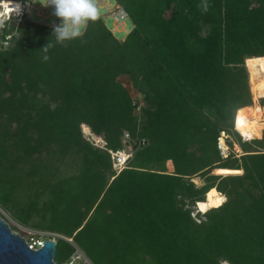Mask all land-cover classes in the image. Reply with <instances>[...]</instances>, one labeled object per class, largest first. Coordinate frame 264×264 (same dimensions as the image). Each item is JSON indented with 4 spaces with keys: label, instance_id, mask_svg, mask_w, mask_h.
<instances>
[{
    "label": "trees",
    "instance_id": "16d2710c",
    "mask_svg": "<svg viewBox=\"0 0 264 264\" xmlns=\"http://www.w3.org/2000/svg\"><path fill=\"white\" fill-rule=\"evenodd\" d=\"M21 1L0 22V205L62 236L58 264L77 247L93 264H264V131L235 128L264 68V0H116L123 40L99 13L67 47ZM213 192L226 201L207 210Z\"/></svg>",
    "mask_w": 264,
    "mask_h": 264
},
{
    "label": "rangeland",
    "instance_id": "374dc122",
    "mask_svg": "<svg viewBox=\"0 0 264 264\" xmlns=\"http://www.w3.org/2000/svg\"><path fill=\"white\" fill-rule=\"evenodd\" d=\"M98 1L97 0V8L99 10V13L102 17H104L105 21H106V24L108 25V27L110 29H112V31L115 33V36L118 38V39H124L126 36H127V33L133 28V22L132 20L130 19V17H128L127 19H125L122 23H118L115 21V19L111 18L110 17V11L112 10L113 7H115L118 3L116 0H102L103 4H101V6H98ZM27 8L29 10V18L31 19H34V20H37L39 22H42V23H47L51 26H54V24H59L60 21L57 17H55L53 15V11L50 7H44L42 6L40 3L38 2H33V0H31L28 4H27ZM13 20H16L19 22V19H15V17H13ZM4 21V18L3 20L0 19V22H3ZM249 71V70H248ZM251 73V72H250ZM250 73H249V82H250ZM120 80L125 84V86L127 88L130 89V93H131V96L134 98V99H139L142 103H143V96L138 93L134 88H133V85L132 83L129 81V79L126 77V76H121L120 77ZM252 91V89H251ZM253 94V92H252ZM263 94V93H262ZM262 97V95L260 96ZM259 97V98H260ZM259 98L257 99V102H258V111L256 112L260 118L259 120L261 122H263V118H264V110L263 108L259 105ZM255 98H254V94H253V104L250 105L252 106L251 108H253V105L255 104ZM249 106V107H250ZM262 123H260V125L258 126V128L260 127V130L261 131V135L263 134V131H264V125H262ZM258 128H257V131H258ZM236 129H237V126H236ZM239 130V129H238ZM83 131L84 133L87 135V137H89L92 141H94L96 144L98 145H103L105 143V141L103 139H98L96 138V136L94 134H90V133H87L85 131V129L83 128ZM241 132V131H240ZM242 133V132H241ZM242 135H244L246 138L250 139V138H253L252 136L251 137H248L246 136L245 134L242 133ZM257 135V134H256ZM130 137L129 136H126L125 135V139H129ZM234 138V136H233ZM239 147V144L236 143L234 149L236 150V152H239L237 150V148ZM126 150H123V152H125L126 155L130 154L132 155L133 153V150H132V146L131 145H128L126 148ZM114 159V157H113ZM116 161V159H114V162ZM117 164V165H116ZM119 167H122L120 165H118L117 161L114 163V168L117 169V171L119 170ZM233 173L232 174H239L241 173L240 170H232ZM214 173H216L214 171ZM222 174L226 175V174H231V173H224V171L221 172ZM194 180L201 184L203 183L202 179H200V177H195ZM216 198V193L213 192L212 194L209 195V197L207 196L206 198V202H204L205 204L208 205L207 207V210L211 207V205H214V206H219L221 205L223 202L226 201V196H223V198L221 199H216L215 201H213L212 203H209V201H212ZM224 200V201H223ZM221 201H223L222 203H220ZM220 203V204H216V203ZM199 204H203V202H197V206L196 209H195V212H194V215L197 213L198 209H200L198 206ZM202 209H200V212H201ZM202 213V212H201ZM0 216L10 224L11 228L20 234L19 232V228L20 226H23L21 225V223L19 221H17L10 213H8L1 205H0ZM38 230V229H37ZM42 231V233H46V232H49V231H45V230H40ZM50 233H55V232H50ZM227 264V263H226Z\"/></svg>",
    "mask_w": 264,
    "mask_h": 264
},
{
    "label": "clouds",
    "instance_id": "9594fccd",
    "mask_svg": "<svg viewBox=\"0 0 264 264\" xmlns=\"http://www.w3.org/2000/svg\"><path fill=\"white\" fill-rule=\"evenodd\" d=\"M33 2H38L44 7H50L53 11V15L59 19L60 23L54 24L53 26L52 36L55 37V42L57 44L64 47H67L66 42L83 36L88 23L90 21H96L99 16L97 0H33ZM17 7L20 9V5ZM1 8L2 5H0V9ZM4 9L5 12H10L9 14L5 13V15L4 12H0V19L3 20L4 18V20H8L16 17V12L11 11L7 4L4 5ZM205 10H207L206 6ZM50 47H53V45L48 42L41 49L46 53ZM44 59L47 60L48 57L44 56ZM238 132L242 138V133L239 130ZM249 140L251 139H247L246 141ZM235 145L236 143L234 147ZM46 239H48V237Z\"/></svg>",
    "mask_w": 264,
    "mask_h": 264
},
{
    "label": "built area",
    "instance_id": "2783aa9c",
    "mask_svg": "<svg viewBox=\"0 0 264 264\" xmlns=\"http://www.w3.org/2000/svg\"><path fill=\"white\" fill-rule=\"evenodd\" d=\"M8 1L13 2V6H11L9 8L11 9V11L16 12L15 19H19V21H20L22 15H23V3H22V1L21 0H19V1L18 0H8ZM102 2H103L102 0H99L98 6H101V4H103ZM14 4H15V6H14ZM0 5H2L0 12H4V15H5V13L9 14L10 11L5 12L4 0L0 1ZM18 5H20V9L17 7ZM110 17L115 19L116 22L122 23L125 19L128 18V12L118 3L110 11ZM125 135L129 136L128 133H125ZM228 137H230V135L224 130H222L218 136L217 146H218L220 153L223 157H227L230 154V146L228 145V142H227ZM242 140L246 141L247 139L245 137H242ZM112 155H113L114 159H116L118 165L122 166V167H119L118 171H120L121 169L126 167L128 159L130 157V154L126 155L125 152L119 151V152H112ZM19 229H20V231H19L20 234L26 238V241H27L29 247L32 249H38L39 247L43 246V242L47 237L52 239V240L53 239L57 240V237H62L58 233H50V232L42 233V231H40V230L28 228L25 226H20ZM63 264H93V263L85 255V253L79 247H77V249H76L75 253L72 255L71 259L68 262L63 263Z\"/></svg>",
    "mask_w": 264,
    "mask_h": 264
},
{
    "label": "water",
    "instance_id": "95a60500",
    "mask_svg": "<svg viewBox=\"0 0 264 264\" xmlns=\"http://www.w3.org/2000/svg\"><path fill=\"white\" fill-rule=\"evenodd\" d=\"M56 254L57 240L45 239L43 246L32 249L26 238L0 216V264H57Z\"/></svg>",
    "mask_w": 264,
    "mask_h": 264
},
{
    "label": "bare ground",
    "instance_id": "6f19581e",
    "mask_svg": "<svg viewBox=\"0 0 264 264\" xmlns=\"http://www.w3.org/2000/svg\"><path fill=\"white\" fill-rule=\"evenodd\" d=\"M4 4H7L8 7L13 6V2L8 1V0H4ZM250 83H251L252 92L254 94V98L256 100L255 104L253 105V108H251L252 106H250V107H244L243 109H241L235 121L237 130L239 129V131H241L243 134H245L248 137H251L255 133H257V128L260 125V123L264 125V118L262 120L263 122H261L259 120L260 116L256 113L258 111V102H257L258 91L261 86H264V68H257L251 71ZM243 137L245 136L243 135ZM198 207L200 209H204L205 206L203 204L201 205L199 204ZM200 209L198 210L200 211Z\"/></svg>",
    "mask_w": 264,
    "mask_h": 264
},
{
    "label": "crops",
    "instance_id": "0c3cea01",
    "mask_svg": "<svg viewBox=\"0 0 264 264\" xmlns=\"http://www.w3.org/2000/svg\"><path fill=\"white\" fill-rule=\"evenodd\" d=\"M255 103V102H254ZM260 105V104H259ZM261 106V105H260ZM262 107V106H261ZM239 111V110H238Z\"/></svg>",
    "mask_w": 264,
    "mask_h": 264
}]
</instances>
